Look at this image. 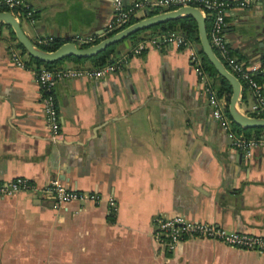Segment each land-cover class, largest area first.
<instances>
[{"label": "crops", "instance_id": "obj_1", "mask_svg": "<svg viewBox=\"0 0 264 264\" xmlns=\"http://www.w3.org/2000/svg\"><path fill=\"white\" fill-rule=\"evenodd\" d=\"M24 1L33 21L20 18L21 25L36 44L85 46L75 36L101 37L113 12L112 0ZM244 1L228 8L223 39L257 69L264 92V0ZM190 41L133 53L134 41L124 39L116 47V56L126 58L120 69L59 78L60 129L52 138L35 76L41 65L0 23V183L26 176L42 186L57 179L100 198L54 205L30 191L0 195V264H264V254L217 239L190 236L170 249L152 234L154 216L182 213L264 235V145L248 153L236 147L235 134L245 132L213 116L204 83L228 104L232 88L219 74L195 71L190 56L200 42ZM79 64L91 62L57 66ZM252 100L243 86L238 108L248 113Z\"/></svg>", "mask_w": 264, "mask_h": 264}, {"label": "built area", "instance_id": "obj_2", "mask_svg": "<svg viewBox=\"0 0 264 264\" xmlns=\"http://www.w3.org/2000/svg\"><path fill=\"white\" fill-rule=\"evenodd\" d=\"M113 12L111 18L107 22L106 32L112 30H120L122 27L142 9L147 12L154 9L161 11L174 9L183 5H193L198 7L202 13L212 17L210 25V43L214 50L218 52V56L222 58L230 67L241 82L242 87L248 89L253 100L250 104L249 115L261 116L264 113V92L257 80V69L250 67L243 61L237 59L231 50L226 46L223 35L226 26V12L228 8L234 5H245L244 0L235 1V3L226 2L225 0H134L125 4L123 0H112ZM0 5L8 7L14 15L18 13L14 11L16 7L26 8L25 17L33 21V10L24 0H0ZM80 44L85 46L95 43L99 38L95 35L75 36ZM168 42L175 43L183 47H190L191 41L181 31H167L142 37L132 46L133 53L142 52L147 46L159 47ZM11 56L13 60L20 66H24L20 53L12 49ZM191 62L195 71L201 76H205V71L201 66V58L199 52L192 49ZM126 58L124 56L117 57L100 67L89 65H60L55 68H47L39 66L36 69L35 76L42 92V111L44 113L47 126L52 138H56L59 133V115L54 96V88L59 78H72L81 76H91L99 78L106 73L114 72L120 69ZM204 91L209 95L212 104L213 116L221 122L223 127L230 129L233 119L227 114V99L220 95L216 88L208 82L203 85ZM236 147L249 152L251 148L258 145H264V131L259 134L246 135L242 132L236 133L233 138ZM19 191H30L36 195L51 198L54 205H67L71 202L83 201L91 199L99 201V195L94 193H86L67 186L60 180H51L45 185H38L36 182L26 176H17L11 180L0 183V195H9ZM109 203L114 205V200L110 199ZM152 234L154 239L173 249L177 244L185 240L187 237L196 236L203 238H212L220 240L228 245L236 246L248 250L264 254V235L259 233H251L239 230H230L223 226L213 224L211 222L188 218L182 213H175L170 216L156 215L153 217Z\"/></svg>", "mask_w": 264, "mask_h": 264}, {"label": "water", "instance_id": "obj_3", "mask_svg": "<svg viewBox=\"0 0 264 264\" xmlns=\"http://www.w3.org/2000/svg\"><path fill=\"white\" fill-rule=\"evenodd\" d=\"M184 15H192L197 22L198 36L203 53L214 65L217 73L226 78L232 88L228 112L233 121L244 127H264V116L249 115L238 108V102L241 96L242 85L238 77L229 70L225 62L217 55L212 47L206 28V18L202 11L193 5H183L174 9L164 10L157 13H145V16L128 24L115 33L106 36L99 41L80 46L74 41H66L52 50L44 49L37 45L23 30L20 18L14 15L10 10H0V23L11 26L19 43L23 45L27 53L42 61L51 62L64 57L74 55L78 57H90L102 51L106 46L126 38L133 32L148 28L154 24L175 19Z\"/></svg>", "mask_w": 264, "mask_h": 264}, {"label": "trees", "instance_id": "obj_4", "mask_svg": "<svg viewBox=\"0 0 264 264\" xmlns=\"http://www.w3.org/2000/svg\"><path fill=\"white\" fill-rule=\"evenodd\" d=\"M225 1L235 3L234 0H225ZM5 9H8V7L0 5V10H5ZM14 11L16 13H18L19 18H24L26 15L27 9L23 8V7H16L14 9ZM160 11H161V9H154V10L150 11L149 14L157 13ZM136 20H137L136 17L131 18L123 27L127 26L128 24H130ZM205 21H206L207 33H208V36L210 38V25H211L212 17L207 16ZM9 28L11 30L12 35L16 38L15 33L13 32L11 26H9ZM146 30L151 31L150 35L157 34V33H164V32L172 31V30L181 31L182 33H184V35L187 38H189V39L193 38V39H196L198 42H200L199 36H198L197 22L192 15H184V16H180V17L175 18V19H170V20H167L164 22L154 24L148 28L133 32L124 39H131L134 41V44H135L137 42V40H139L140 38L147 37L146 35H141L138 37V35L141 32L146 31ZM115 32H116V30H112L110 32H105V34H103L101 37H99L95 42H97L100 39H102L106 36H109ZM124 39L119 40L117 42H114V43L106 46V48L104 50L99 51L97 54L92 55L90 57H78V56L70 55V56L64 57V58L59 59V60L46 62V61L40 60L39 58H36V57L29 55L30 56V62H34L37 65H41V66H44L47 68H55V67H57V64L61 63L64 59H72L76 62H82V61L89 60L91 62V64L89 66L100 67V66H102V65H104L110 61H113L115 58H117L116 47ZM17 43L20 47L23 48V50H25V48L23 47V45L21 43H19V42H17ZM61 43H62L61 41L54 39V40L47 42V43H37V45H39L40 47H42L44 49L52 50V49H55L56 47H58ZM215 52L218 55V52L216 50H215ZM199 55L201 57V66H202L203 70L209 74H218L214 65L209 61L207 56L203 53L201 45L199 48ZM223 62H225V61L223 60ZM225 64H226V62H225ZM219 76L221 77L222 83L224 85H226L229 90H231V85H230L229 81L226 78H224L223 76H221V75H219ZM227 114L229 115L228 108H227ZM261 116H264V113H262ZM233 124L238 130L245 132L246 135H250L249 132L251 130L254 131V134H259L262 131H264V127L244 128V127L236 124L234 121H233Z\"/></svg>", "mask_w": 264, "mask_h": 264}, {"label": "rangeland", "instance_id": "obj_5", "mask_svg": "<svg viewBox=\"0 0 264 264\" xmlns=\"http://www.w3.org/2000/svg\"><path fill=\"white\" fill-rule=\"evenodd\" d=\"M64 60H67V59H64ZM64 60H63V61H64ZM226 65L228 66V64H226ZM228 67H229V66H228ZM229 68H230V67H229Z\"/></svg>", "mask_w": 264, "mask_h": 264}]
</instances>
